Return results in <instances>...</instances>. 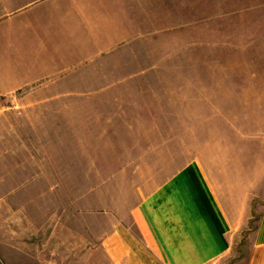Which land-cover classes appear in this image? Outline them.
I'll use <instances>...</instances> for the list:
<instances>
[{
	"label": "rangeland",
	"instance_id": "obj_1",
	"mask_svg": "<svg viewBox=\"0 0 264 264\" xmlns=\"http://www.w3.org/2000/svg\"><path fill=\"white\" fill-rule=\"evenodd\" d=\"M254 28L264 29V0H159V34L57 58L50 77L21 85L14 100L0 97V107L16 111V147L5 132L0 139V159L12 164L0 173V219L19 210L23 233L36 239L53 235L59 220L80 219L87 237L107 207H127L136 189L190 160L216 178L223 163L229 171L238 141L253 137L251 77L264 74ZM89 41L82 36L80 48ZM100 76L124 81L104 85ZM256 208L254 200L223 262L245 255Z\"/></svg>",
	"mask_w": 264,
	"mask_h": 264
},
{
	"label": "crops",
	"instance_id": "obj_2",
	"mask_svg": "<svg viewBox=\"0 0 264 264\" xmlns=\"http://www.w3.org/2000/svg\"><path fill=\"white\" fill-rule=\"evenodd\" d=\"M115 19L114 30L99 33L101 24ZM156 33L159 0H0V97L14 100L21 85L50 77L59 66L57 58L74 61L82 52L94 56L132 37ZM82 36L90 39L84 49L79 46ZM252 36L264 55V29L260 34L254 28ZM251 79L253 137L238 141L240 156L229 171L223 163L216 178L190 160L153 188L136 189L127 207H107L104 223L91 221L87 237L82 234L86 226L75 218L57 221L53 235L36 239L28 235V227L23 233L27 221L19 210L10 209L9 220L0 219V264H228L223 260L254 200L257 217L249 247L230 264H264V139L259 138L264 131V74L253 73ZM123 81L100 76L96 82ZM8 108L0 107V139L5 132L11 141L16 111ZM10 163L0 159L1 174L12 172Z\"/></svg>",
	"mask_w": 264,
	"mask_h": 264
}]
</instances>
